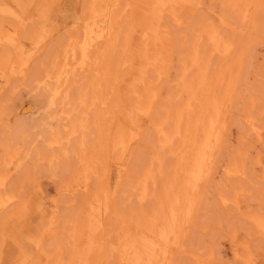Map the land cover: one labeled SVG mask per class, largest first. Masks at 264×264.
I'll return each mask as SVG.
<instances>
[{
    "label": "rangeland",
    "instance_id": "1",
    "mask_svg": "<svg viewBox=\"0 0 264 264\" xmlns=\"http://www.w3.org/2000/svg\"><path fill=\"white\" fill-rule=\"evenodd\" d=\"M86 1L0 0V201L8 196L0 208V264H99L102 257L118 264L117 246L123 251L142 241L154 243L158 255L168 253L167 264H264V0H240L237 9L227 0H123L120 44L128 49V63L103 91V121L111 122L101 153L107 169L95 156L94 167L85 170L86 184L69 190L71 169H84L83 154L66 146L81 73L68 66L60 88L46 77L70 61L69 54H59L66 41L84 32ZM246 12L250 21L242 18ZM209 31L238 46L233 98L195 189L193 215L181 231L167 223L160 238L158 228L148 232L143 219L164 194V182L175 181L174 160L160 135L169 133L172 111L182 110L187 99L177 81L188 65L182 53L201 33L205 55ZM210 58L209 73L220 61L216 54ZM72 136L71 144L80 133ZM235 164L246 168L244 175L238 176V167L237 176L225 175ZM145 168L151 174L143 191ZM142 191L146 197L139 203ZM169 193L165 198L172 199ZM177 246L180 252L173 254Z\"/></svg>",
    "mask_w": 264,
    "mask_h": 264
},
{
    "label": "bare ground",
    "instance_id": "2",
    "mask_svg": "<svg viewBox=\"0 0 264 264\" xmlns=\"http://www.w3.org/2000/svg\"><path fill=\"white\" fill-rule=\"evenodd\" d=\"M122 1L123 0L86 1L85 19L83 20L84 22L82 24L85 27L84 32L80 36L77 35L76 37H73L69 41H66L65 43L63 42L64 43L62 45L63 49H61V52L59 54L64 57H66L69 54L70 61L63 63L58 68L54 69L53 72L54 76L48 77V75L46 74L47 75L46 78L55 79L56 84H59L62 79L60 76L67 75L68 70L70 69L72 70L74 69L75 71L79 70L78 74L81 73V76L79 78L82 79V82L78 81V85L76 86L78 91L77 94L78 96L76 101L77 107H75L73 109L74 112H72L73 116L75 115V117H74V121H71V124H69L68 126L69 128L67 127L68 140H66L67 141L66 146H68L67 148H69L71 147V145H75L76 146L75 148L78 150L77 151L78 154H83V156L81 157L83 162L80 161V164L82 165L83 163L84 169L82 173L80 172L81 174L78 173L79 172L78 170L71 169L73 171L70 172V178L67 183L69 190H71L72 187L74 189L76 185H81L82 183H85L84 174H86L87 168H90L91 166L94 167L93 166L94 160L100 159L101 164H103V167L106 168V162H107L105 159L106 154L101 155V153L103 151V148L107 144L106 139L109 135V128L111 127V122L107 121L108 122L107 123L103 121L105 119L102 116L103 111L107 109L103 106L105 100L103 91H104V87L108 86V82H111L109 80L119 79V75H121L120 73L122 72L121 68L122 66L124 67L126 65V62L128 61V60L126 61L125 58V51H126L125 49H127L124 46L125 43L123 45L120 44V40H121L120 20L123 14L121 13L120 10V8L123 9V7H120V3L122 4L123 3ZM239 2L240 0H227V4L234 5L235 8L236 6L239 8V6L242 5L243 0L242 3H240V5ZM242 8L245 10L244 6H242ZM241 14H242V10H241ZM242 18L243 19L245 18V20L248 19L247 21H250V17H248V12H246L245 16H242ZM201 32L203 31L201 30ZM200 35L201 33L195 34L194 37L192 36L193 39L189 41L192 43L188 44L191 46L190 51L185 54L182 53L183 55L188 57V63H186L188 65L182 68L181 72L179 73L180 76L177 81H178V85H180L182 91L187 96L184 108H182V110L175 109L172 111L171 126L170 129L168 130L169 133L163 134L161 132L160 135V137L162 138L161 143L164 145V147H166V151L171 153L175 165L174 167L175 173H173L174 174L173 180H175L174 184L172 183L167 184V182L165 181L164 194L169 193L168 189L173 188V186H176L177 189H179L178 191L179 193L176 192L169 193V194H173L172 199H169L167 197L166 199L165 198L166 194L165 195L163 194L164 196L162 195L161 197L158 198V203H156V205L153 206L148 213H145L143 218L146 223L144 224L147 231L151 232L153 228H158L156 235L160 238L164 237V235L166 234L167 223L172 224V226H175L178 229L181 228L180 229L181 231L185 229L184 226L186 227L187 220L189 219L190 216L193 215V213L191 212V208L196 202L197 194L195 193V189H197V184L199 180L203 177L205 169H207L206 166L211 159L209 155V153L211 152V147L214 146L213 145L214 143L217 144V142L221 139L220 137L222 134H220V129L222 128L221 125H223L222 116L224 111L228 109V104L233 98L232 94L235 88L236 80L234 79L235 76L232 74L233 72L232 67H234L237 64L239 65V58L241 55L240 53L239 55H236L237 53L236 50L238 46H235L232 42H229L227 40H221L215 35V33L209 31L207 35L204 34L206 35L207 44L210 46L208 52L204 55L202 52L204 50H202L203 48H201L199 44ZM211 54L212 55L216 54L219 57L220 61L218 67L215 70H213L211 73H209V61L211 60V58L209 59V56H211ZM113 62L116 63L118 67L116 66L117 68H115L114 66L115 69L111 70L112 69L111 65ZM68 66L70 67V69H67ZM110 72H113V76L111 75ZM223 83H225L226 86L224 87L225 92L223 91L222 94L219 92V88L223 85ZM63 85L60 83L56 87L60 88L59 86H63ZM51 92L53 94V91ZM177 100H181V99L179 98ZM89 119L92 120L91 124L89 122ZM84 120H87V122L85 124H82ZM162 131H163V127H162ZM78 132L80 133V138H78L76 142L71 144L75 138L72 141L70 138L71 137L73 138L72 135ZM89 139L92 140L90 141V144L88 141ZM5 146H7V143L5 144ZM3 149L5 152L10 151V150L7 151L6 147H3ZM10 158L8 159L9 162H10ZM2 159L0 160L3 161L4 159L3 160ZM96 165L97 164H95V166ZM240 166L241 165L237 166V164L228 166L227 168H225V175L235 177L239 174L238 176H243L246 168H244L242 171V168ZM161 167L162 166L160 165L159 168ZM237 167L239 169L241 168V170L238 169L239 172L237 175H235L237 173ZM142 173L143 174L140 181L144 186L143 191H146L147 190V188H145L147 185L146 183L151 173L149 174V170L146 168L142 171ZM78 176H80V181L79 180L77 181V178H79ZM160 176L162 177V175ZM101 181L102 180H100V182ZM1 185L3 186L4 183ZM100 185L102 184L100 183ZM99 186H98V190H99ZM83 189L87 191L85 186L83 187ZM104 191L105 190H103L102 192ZM143 191L142 193L144 195L142 193L141 195L139 194V203L143 202L146 197V193ZM105 193L106 191L104 192V194ZM107 196L108 195H106V197ZM7 197H4V200L0 201L1 204L0 208H2L5 205L4 203L5 201H7ZM104 197L105 195L103 196V198ZM89 201H87V206L89 205L88 204ZM101 202L100 205L104 203L106 204V206L108 205L107 204L108 201L107 202L101 201ZM165 202L166 203L169 202L167 203L168 209H167L166 217H164V219L160 221L161 210L163 209ZM90 203H92V201ZM95 212H97V209ZM99 213L101 215L100 211ZM182 224H184V226ZM181 225L183 226V229ZM137 234L139 233L137 232ZM138 236H140V234ZM129 242H131V239H129ZM175 242L176 245L179 244V242L177 241ZM153 245L154 243L152 242L142 241V243L140 242V246L135 247L136 246L135 244L129 245L126 246L123 251H122L123 248L119 250L117 246L114 249L117 252L119 259L117 263L118 264H155L154 262L155 257L153 256L156 254V256L160 258V259L156 258L157 261L156 264L158 263V261L159 264H167L168 263L167 258L169 254L166 253L165 256V252L161 251V255H158L157 253H155L156 252L155 249L153 250ZM102 247L104 248V246ZM162 247L163 246H161V249ZM177 247H178L177 250L173 248L175 249V251L173 250V254L174 252H178V251L180 252L179 246ZM104 252L105 250L102 251L103 255ZM163 255L164 257L162 258H165V260L161 258V256ZM161 259L165 263H163L162 261H161L162 263H160ZM105 260H106L105 257H102V259L100 258L99 264H107ZM170 261L171 259H169V263Z\"/></svg>",
    "mask_w": 264,
    "mask_h": 264
}]
</instances>
